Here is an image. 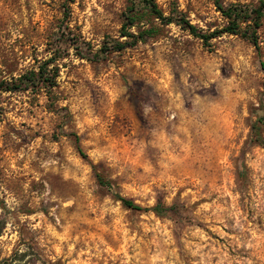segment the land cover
<instances>
[{
    "label": "rangeland",
    "instance_id": "rangeland-1",
    "mask_svg": "<svg viewBox=\"0 0 264 264\" xmlns=\"http://www.w3.org/2000/svg\"><path fill=\"white\" fill-rule=\"evenodd\" d=\"M155 1L203 32L227 23L217 0ZM136 4L129 30L155 32L98 54L132 41L131 0H0V79L59 70L50 93L0 95V264H264V25L260 50L207 42Z\"/></svg>",
    "mask_w": 264,
    "mask_h": 264
},
{
    "label": "trees",
    "instance_id": "trees-1",
    "mask_svg": "<svg viewBox=\"0 0 264 264\" xmlns=\"http://www.w3.org/2000/svg\"><path fill=\"white\" fill-rule=\"evenodd\" d=\"M146 3L151 14L155 18L161 20L162 23L169 24L171 22H176L177 24L181 25L182 28L188 29L192 34L203 38L207 42L225 33L236 34L248 39L253 43L257 50H260L258 31L264 25V0H259L257 4L236 2L224 4L223 1L217 0V7L226 17L227 23L222 28L216 29L209 33L200 30L183 15H179L177 17L174 15H165L155 0H146ZM136 5V0H131V5L128 8V13L122 32V36H130L132 37V41L127 42L116 40L113 41L114 43L111 45V47H108V44L105 43L98 50V54L100 52L109 53L111 51H118L124 49L128 45H135L138 41L145 39L148 35H151L155 32V27L142 29L137 34L129 30L133 25L136 24L138 18H140ZM85 45L91 46L90 43H85ZM54 60L55 59L53 58L44 60L37 68L25 72L18 77L12 76L11 79L1 78L0 95L6 91H18L28 89L32 86L46 87L47 91L50 93L51 90L57 85V79L59 76L57 65L50 67ZM262 65L264 67V62H262ZM263 121L264 118L261 117L259 122ZM73 135L77 141V146L80 153L83 156H87L80 145L79 136L77 134ZM252 140L264 146V137L261 134L260 126L258 124L253 125ZM95 176L99 184L110 187L112 186V183L109 180L104 179V177L96 170ZM114 195L122 202L124 206L134 210H152L158 215H164L167 213L177 214L180 212V207L176 203L167 205L163 201L158 200L155 205L149 207L143 206L142 204L137 203L133 198L122 195L121 193L116 192ZM5 226L6 221L4 219H0V235L2 234Z\"/></svg>",
    "mask_w": 264,
    "mask_h": 264
}]
</instances>
